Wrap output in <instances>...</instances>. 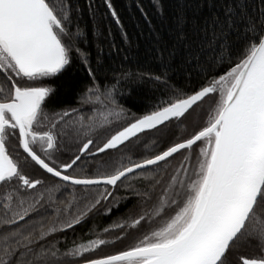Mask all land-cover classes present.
Wrapping results in <instances>:
<instances>
[{
  "label": "snow or ice",
  "instance_id": "obj_1",
  "mask_svg": "<svg viewBox=\"0 0 264 264\" xmlns=\"http://www.w3.org/2000/svg\"><path fill=\"white\" fill-rule=\"evenodd\" d=\"M153 6L159 71L93 57L79 0H0V264H264V0Z\"/></svg>",
  "mask_w": 264,
  "mask_h": 264
},
{
  "label": "trees",
  "instance_id": "obj_2",
  "mask_svg": "<svg viewBox=\"0 0 264 264\" xmlns=\"http://www.w3.org/2000/svg\"><path fill=\"white\" fill-rule=\"evenodd\" d=\"M94 3L100 7L102 12L106 11L103 8L102 0H94ZM164 3L166 11L170 12L173 10L174 0H164ZM79 4L84 9L82 23L88 26V41L84 46L92 53L93 57H95L99 47L103 48V54L106 57L114 58L116 61H122L124 55L129 56L131 62H124L125 67L159 71V62L154 58L153 49L157 34L166 33L168 20L161 18L153 6L154 0H113V4L121 16L123 28L118 26L110 15H105L100 22L99 30H97L96 21L100 19V13L98 12L93 17L88 10L86 0H79ZM125 32L127 33L126 38L124 37ZM113 42L117 48L111 47ZM85 77V72L77 71L72 78L83 80ZM179 83H183V81L180 80ZM140 95L139 106L133 110L142 112L147 110L155 98L161 95V89L154 87L150 83H145L140 89ZM189 131H191V128H189ZM14 144V140L9 144L12 152L16 151L12 147ZM20 151L22 152V150ZM64 159H67V157H64ZM89 159L91 158L89 157ZM34 167L36 171L41 172L38 166ZM124 211L125 209L121 208L120 212H114L111 215L96 216L89 220L87 224L77 226L76 234L83 235L90 226H99L100 228L110 226ZM69 238H72L71 232L69 233ZM87 238L85 237V239ZM131 242L133 240L130 236L123 241H117L115 244L103 247L102 251L111 252L115 249L123 248Z\"/></svg>",
  "mask_w": 264,
  "mask_h": 264
},
{
  "label": "rangeland",
  "instance_id": "obj_3",
  "mask_svg": "<svg viewBox=\"0 0 264 264\" xmlns=\"http://www.w3.org/2000/svg\"><path fill=\"white\" fill-rule=\"evenodd\" d=\"M26 170L28 172H32L33 171V167L30 166V167L26 168ZM35 172H36L37 175H40L41 174V172L36 171V169H35Z\"/></svg>",
  "mask_w": 264,
  "mask_h": 264
}]
</instances>
